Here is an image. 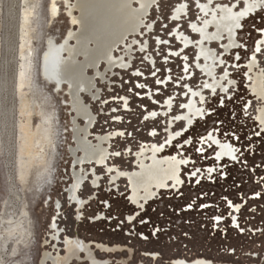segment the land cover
<instances>
[{
  "label": "rangeland",
  "instance_id": "rangeland-1",
  "mask_svg": "<svg viewBox=\"0 0 264 264\" xmlns=\"http://www.w3.org/2000/svg\"><path fill=\"white\" fill-rule=\"evenodd\" d=\"M194 1L180 0L187 4L190 20H194L197 13L193 9L196 8ZM31 3L35 13L29 27L33 63L30 90L25 98L31 115L30 119L24 117V122L30 124V132L38 126L39 116L34 109L38 107L35 100H40L45 115L42 123L52 130L53 141L46 147L44 171L40 175L31 173L21 182L16 174V155L18 158V134L23 117L19 113L15 84L20 65L22 3L21 0H0V264L18 252L17 244L34 241L32 264H37L45 234L47 241L53 240L55 235L63 242L64 264H91V260L103 264L107 260L109 264H173L186 258L195 262L202 260L205 264H257V261L264 264V246L260 247L262 241L264 244V180L260 183L255 178L257 174L264 176V167L254 168V165L264 164V143L252 135L261 128L255 118L261 101L251 94L246 79V63L253 55L259 64L257 69L264 73V51L253 52L263 37L256 28L264 25L261 19L264 7L242 22L240 28L243 30L237 36L239 49L230 50L229 56L225 54V71L233 82L228 91L224 94L205 91L204 101L199 102L203 114L187 127L184 121L176 119L184 111L187 87L199 91L204 77L195 66V48L184 52L176 41L174 29L195 39L186 24L189 21L185 18L181 22L171 21L176 0H163L150 9L145 19L148 28H141L140 35L154 31L148 38L149 53L135 48L131 56L120 55L124 50L121 47L116 53V58L126 61L121 69H108L103 64L98 67L100 74L91 69L86 71V75L93 78V86L90 92L79 91L77 115L68 105V85L63 84L60 91L39 74L47 47L52 43L62 44L70 31H76V12L69 13V6L60 4L59 17L50 19L48 0ZM72 3L71 0L69 4ZM159 39L167 43L161 41L159 44ZM213 49L223 54L220 46H213ZM236 55L241 56L239 61L235 60ZM140 56L146 59L141 62ZM233 64L239 67L234 68ZM221 69L218 67L217 76L224 73ZM137 71L142 74L133 75ZM157 80L161 83H156ZM136 84L144 87L137 88ZM39 91L41 97L37 94ZM225 96L231 99H223ZM218 99L223 100V106L218 104ZM167 101L170 108L166 106ZM248 101L252 107L244 112L242 106ZM112 108L117 111L112 112ZM163 111L165 116H162ZM47 120L50 121L46 123ZM168 121L173 124L170 130L178 136L171 143L166 142ZM73 123L80 134L87 127V137L92 144H96L97 136L110 137L105 143L108 156L104 165L91 164L80 171L88 173L76 193L82 201L80 207L72 204L67 195L72 185ZM121 132L123 136L119 135ZM237 133L251 137L256 143L247 146V140L237 141ZM212 136L218 143L233 149V158L217 159L218 149ZM152 144L164 145L168 150L165 157L175 155L183 161L181 183L177 188L158 191L142 207L136 206L130 200L126 180L113 181L112 178L116 171H134L135 154ZM114 148L122 152L120 157L111 155ZM107 168L115 171L108 173ZM94 177L96 185H92ZM229 201L242 205L241 211L228 209ZM23 208L27 212L25 215ZM228 212H232V216L227 215ZM221 213L225 215L217 225L211 217ZM132 217L135 219H130ZM20 219L27 223L21 224ZM6 221H19L21 227H8ZM235 224H240V228L234 227ZM51 225H55V229ZM156 229L160 231L153 234ZM80 244L84 248L82 251L77 248Z\"/></svg>",
  "mask_w": 264,
  "mask_h": 264
},
{
  "label": "bare ground",
  "instance_id": "bare-ground-1",
  "mask_svg": "<svg viewBox=\"0 0 264 264\" xmlns=\"http://www.w3.org/2000/svg\"><path fill=\"white\" fill-rule=\"evenodd\" d=\"M31 1L33 0H21L20 46H18V59L20 65L17 69L15 84L16 93L20 101L19 113L21 117H23V121L19 126L18 158L16 161L17 175L21 181L26 180L31 172L34 173L35 171L43 169V164L46 160V150H48L46 147L50 146L49 144L53 141V139H51L52 130L42 123L45 115L43 114L40 100L38 102L35 100L38 107L34 109L39 116L38 126L35 130L33 129L30 132L28 131L30 124L28 125L24 122L26 121L24 117L28 119L31 115V111L27 107L25 99L27 90H30V67L33 63V42L29 35V27L32 25L31 19L35 13L33 12L34 6ZM70 1L71 0H48L49 18H58L60 15L59 5L65 4L69 6V13L76 12L74 21L77 24V29L76 31H70L64 42L60 45L50 42L52 44H50L45 51L39 74L42 78L55 84L60 91L62 90L63 84L68 85V94L70 96V104L68 105L73 108L72 110H74L77 115L76 106L77 103H79V91L84 90V93L90 92L93 86V78L88 77L86 71L91 69L95 74H100L98 67L103 64L106 65L108 69H121L122 64L126 62L123 58H116V53L121 47H124V53L122 52L120 55L131 56L135 48L143 49L146 52L148 50L147 45L149 44L148 38L154 35V31L149 29L150 31L147 34L145 33L140 37L142 34L141 28L142 30L148 28V22H146L145 19L148 17L150 9L163 0H72L73 3L69 4ZM176 1L178 3H176L175 9L172 12L173 19H171V21L181 22L183 18H185L186 21H189V23L186 24L191 32L190 35L195 38L193 40L191 36H187L184 32L174 29L176 41L182 46L181 50L184 52L191 47L195 48L197 54L195 66L201 71L204 77L203 85L200 87L199 91H191L190 87H187L189 94L187 93L186 102L184 107L182 106L184 111L176 119L177 121H184L186 126L189 127L195 118L203 114V108L199 107L201 106L199 102L202 103L204 101V92L209 91L210 94H213L216 91H220V94L225 93V89L233 83L228 77L229 73L225 71V68H223L224 73L221 74V76H217V69L225 65L224 58L231 53L230 50L239 49L238 47L240 44L237 36L241 28L237 25H241L243 21L259 13L261 11V6L255 3V0H195L194 4L196 8L194 7L193 9H195L197 13L195 19L190 20L189 16H187L189 13V11L187 13V4L185 2L181 3L180 0ZM213 5H215V7ZM220 5L225 6L221 7ZM240 13H244V15L240 16ZM183 15H185V17H183ZM262 38L264 39V36ZM263 39H260L256 43V46L259 45L261 49H264L262 47L264 43L261 44ZM158 41L160 44L162 39ZM237 44L238 46L236 47ZM213 46H220L223 56L219 55L217 50L213 49ZM149 51L150 50H148V53ZM184 52H180V54ZM79 57L82 59L81 61L78 59ZM183 57L184 62H186V56ZM255 60L257 61L256 58ZM253 65V62L248 64L250 72L254 67ZM184 67H186V69L188 68L186 64ZM251 77L253 79L246 76L248 81L251 80L250 86L248 85L249 91L257 98H264V73L263 88L261 87L260 76L257 75V73H253ZM37 94L41 97L40 94L42 93L39 91ZM166 106L170 108L169 101L166 102ZM162 116H165L164 111ZM255 118L259 123L264 119V106L256 112ZM49 121L50 120H47L46 123ZM85 121H87V119H85ZM73 124L75 146L70 150V155L73 160L70 174L72 176V185H70L67 195L70 197L72 204L79 205L80 207L82 201L76 197L78 187L84 179L80 171L83 169V166L91 165L93 162H95L96 165L105 163L108 155L107 149H105V143L109 141L110 137L107 135L97 136L95 137L96 144H92L87 137V135H89L87 127H85L83 134H80L79 129H76L77 125L75 123ZM168 125L166 142L171 143L175 138H178V136L177 134L174 135L170 130L173 126L172 122H169ZM90 126L91 123H89V127ZM210 138L218 147V152L215 154L217 159L220 160L223 157L233 158V149L228 145L218 143L215 137ZM164 147V145L159 146L152 144L150 147L146 146L141 149L134 156L136 165L133 163L135 166L132 172L119 174L117 171L114 172L115 170L111 171L110 168H107L108 173L114 172L116 177L121 176L126 178L127 187L131 194L130 200L136 206H139L140 200H142V203L148 200L150 201L151 198L155 197L154 195H156L157 191L161 188H166V185H172L168 187L169 189L170 187L179 186L181 182V161H179L180 159L175 157V155L173 157H165V153L168 150ZM91 171L94 176L92 168ZM75 180L79 184H75ZM112 180L116 181L114 179ZM94 181H96L95 177L93 182ZM57 208H59V206ZM51 227H55V225H51ZM57 233H59V231H57ZM47 258H49V253H43L41 263L39 264L45 263ZM51 263L53 264L55 261H51Z\"/></svg>",
  "mask_w": 264,
  "mask_h": 264
},
{
  "label": "flooded vegetation",
  "instance_id": "flooded-vegetation-1",
  "mask_svg": "<svg viewBox=\"0 0 264 264\" xmlns=\"http://www.w3.org/2000/svg\"><path fill=\"white\" fill-rule=\"evenodd\" d=\"M261 8V7H260ZM263 39V38H262ZM262 43H264V39H263V41H261V44ZM260 44V43H259ZM238 46V44L236 45V47ZM223 56V55H222ZM250 62H253V69H252V71L250 72L249 71V69H248V64L250 63ZM223 65V64H222ZM221 68H225L224 67V65L221 67ZM246 68H247V74H246V76H248V77H250V78H252L251 77V75L253 76V73H257V75H259L260 76V78L259 79H261V87L263 88V72H262V70H259V69H256V68H258V64H257V61L255 60V59H252V57H251V59H250V61L246 64ZM253 79V78H252ZM251 80H249L248 81V83L249 84H251V82H250ZM250 86V85H249ZM263 92H264V88H263ZM221 94H224V93H221ZM254 97H256L255 95H253ZM256 99L257 100H259V101H261V105H260V107L258 108V110L259 109H261L262 108V106H264V102H262V99L261 98H257L256 97ZM257 110V111H258ZM44 120V119H43ZM259 123V122H258ZM260 124V123H259ZM261 125V124H260ZM261 126H263V125H261ZM213 137V136H212ZM217 146V145H216ZM218 148V147H217ZM232 157H233V153H232ZM224 158V157H223ZM226 158H228V157H226ZM16 161H17V155H16ZM185 164V163H184ZM46 168V160L44 161V164H43V169L42 170H40V171H35V173H39V175H40V173L42 172V171H44V169ZM32 173V172H31ZM30 173V174H31ZM16 174H17V171H16ZM18 176V175H17ZM19 179V178H18ZM20 180V179H19ZM21 181V180H20ZM181 181V180H180ZM22 182V181H21ZM170 182V181H169ZM171 183V182H170ZM181 183V182H180ZM75 184H79L78 182H76V180H75ZM180 185V184H179ZM168 187L169 186H172V185H167ZM166 186V188H161V189H159V191L160 190H165V189H167L168 187ZM177 187V186H176ZM173 188H175V187H173ZM158 192V191H157ZM155 196V195H154ZM153 196V197H154ZM151 199H153V198H151ZM150 199V200H151ZM141 201V200H140ZM149 201V200H148ZM147 201V202H148ZM146 203V202H145ZM144 204V203H143ZM59 205L57 204V207H58ZM141 207H142V205H141ZM22 212L24 213V215L27 213L26 212V209L25 208H23L22 209ZM21 212V213H22ZM20 221H21V224H25V220L23 221V220H21L20 219ZM20 222L19 221H17V222H11V221H6L5 222V224L8 226V227H10V225H12V227H14V226H20L21 224H19ZM27 223V222H26ZM21 227V226H20ZM22 227H23V225H22ZM23 229H24V227H23ZM52 229H55V227H52ZM16 234V233H15ZM15 234H13V235H15ZM58 234V233H57ZM52 238H53V240H56V241H53V240H51V241H47V236H46V234H45V236L43 237V239H42V245H41V247H42V249H43V251L39 254V257H38V261H37V264H39V263H41V257H43V253H49V258H47V261H45V263H43V264H52L51 263V261H55V263H53V264H64V260H63V252H62V250H63V242H60V241H58L57 240V237L54 235V236H52ZM34 244H35V241L34 242H28V243H23V244H17V249H18V252L15 254V255H13L10 259H8L6 262H3L2 264H21V259H22V257H23V259H24V261L26 262V264H32V261H33V254H32V247L34 246ZM65 244H67V242L65 243ZM77 245V244H76ZM47 247H49V249H47ZM11 248V247H10ZM12 248H14V247H12ZM77 248H78V250H84V248H83V246L80 244V245H78L77 246ZM15 249V248H14ZM89 253H87V255H88ZM89 256V255H88ZM177 261H175V262H173V264H175ZM109 263H111L110 261H106V263L105 264H109ZM91 264H103V263H101V262H98V261H94V260H91ZM176 264H185V261H179V263H176ZM195 264H205V262L204 261H196L195 262Z\"/></svg>",
  "mask_w": 264,
  "mask_h": 264
},
{
  "label": "snow or ice",
  "instance_id": "snow-or-ice-1",
  "mask_svg": "<svg viewBox=\"0 0 264 264\" xmlns=\"http://www.w3.org/2000/svg\"><path fill=\"white\" fill-rule=\"evenodd\" d=\"M255 3H257L261 7H264V0H255ZM213 6L215 7V5H213ZM220 6L221 7H224L225 5H220ZM239 15L240 16H243L244 13H240ZM261 19H264V17H261ZM237 26L238 27H242V25H237ZM165 27H167V26H165ZM169 31H170V29H169ZM256 31L259 32L261 36H264V25L256 28ZM162 43H165L166 44L167 41L166 40L165 41H162ZM240 47L243 48L244 45H241ZM140 51L143 52L144 50L141 49ZM262 51H264V49H261V47L259 45L255 46V48L253 49V52L254 53H260ZM255 58H256L255 55H253L252 56V59H255ZM139 59H140L141 62H143L144 59H146V57L140 56ZM240 59H241V56L240 55H236L235 56V60L236 61H239ZM232 67L238 68L239 67V64H233ZM186 70L187 69L185 68V71ZM157 71H159V69H157ZM221 71H224V69L222 68ZM141 74L142 73L141 72H138V71L133 73V75H136V76H139ZM155 74H156L155 72H152V75H155ZM226 77H227V73H226ZM156 83H161V81L160 80H157ZM135 87H137V88H143L144 85H142V84H136ZM227 91H228V89L226 88L225 89V92H227ZM223 99H231V96H225ZM261 99H262V102H264V98H261ZM104 103H107V101H104ZM218 104H220V106H223V100L218 99ZM249 107H252V104H251L250 101L245 102V104L242 106V109H243L244 112H247V110H248ZM115 111H117V109L116 108H112V112H115ZM260 124L264 125V119H262L260 121ZM119 135L123 136V133L121 132V133H119ZM252 135L255 136V137L260 138L261 143H264V127H261V128H259V130L254 131L252 133ZM236 139H237V141H241V142L247 140L248 141V145L247 146H251V145H254L256 143V141L253 140L251 137H249L247 135L240 136L238 133L236 134ZM111 155L112 156H115V157H120L122 155V152L120 150H116L114 148L113 149V152L111 153ZM246 159H247V157H245V160ZM240 163L243 165L244 164V161L241 160ZM260 167H264V164L254 165V168H260ZM196 171H199V169H197ZM209 171H211V169ZM192 175L195 176L196 175V172H193ZM196 182L199 183V181H196ZM188 207L191 208L192 205L189 204ZM197 207H199V205H197ZM205 207H208V205H205ZM241 207H242V205H240V204H234L232 201H229L228 204H227V208L228 209H232L234 212H240L241 211ZM224 215H225L224 213H221L220 216L213 215L211 217V219H213L216 222V224L219 225L222 222ZM227 215L232 216V212H228ZM130 219H135V217H132ZM234 227L240 228V224H235ZM159 231H160L159 229H156L153 234H156ZM241 231H243V229H241ZM145 239H147V237H145ZM21 264H26V262L24 261L23 257L21 259ZM185 264H195V261L194 260H191L189 258H186L185 259ZM257 264H259L258 261H257Z\"/></svg>",
  "mask_w": 264,
  "mask_h": 264
},
{
  "label": "crops",
  "instance_id": "crops-1",
  "mask_svg": "<svg viewBox=\"0 0 264 264\" xmlns=\"http://www.w3.org/2000/svg\"><path fill=\"white\" fill-rule=\"evenodd\" d=\"M106 145V144H105ZM105 149H107L106 147H105ZM107 151H108V149H107ZM108 156V155H107ZM179 161H181V163H180V166L183 164V161L182 160H179ZM93 164L94 165H96V163L95 162H93ZM104 164V163H103ZM103 164H100V166L101 165H103ZM90 165V164H89ZM95 167H97V166H95ZM83 170V169H82ZM119 174H123V173H125V172H123V173H120V172H118ZM81 175L83 176L82 178H84V177H86V175H87V173L86 172H81ZM116 176V175H115ZM119 178H123V177H114V178H112V179H114V180H117V179H119ZM123 179H125L126 180V178H123ZM84 180V179H83ZM127 181V180H126ZM93 185H96V181H94L93 182ZM167 186V185H166ZM143 203H142V200L141 201H139V206H141Z\"/></svg>",
  "mask_w": 264,
  "mask_h": 264
},
{
  "label": "built area",
  "instance_id": "built-area-1",
  "mask_svg": "<svg viewBox=\"0 0 264 264\" xmlns=\"http://www.w3.org/2000/svg\"><path fill=\"white\" fill-rule=\"evenodd\" d=\"M254 29V28H253ZM243 30V28H241L240 29V31H242ZM255 178L258 180H260V183H261V181H263L264 180V176L263 175H260V174H257V175H255ZM264 246V244H263V241H262V244H260V247H263Z\"/></svg>",
  "mask_w": 264,
  "mask_h": 264
}]
</instances>
